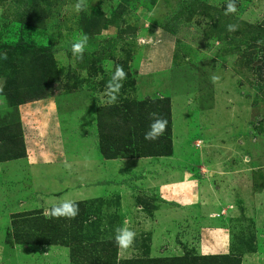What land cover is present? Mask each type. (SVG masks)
Listing matches in <instances>:
<instances>
[{"label": "rangeland", "instance_id": "rangeland-1", "mask_svg": "<svg viewBox=\"0 0 264 264\" xmlns=\"http://www.w3.org/2000/svg\"><path fill=\"white\" fill-rule=\"evenodd\" d=\"M76 3L0 0V138L17 140L9 154L21 138L25 153L60 168L74 152L66 133L87 129L83 152L99 146L96 118L109 104L168 96L172 118L170 155L126 157L122 177L111 165L112 186L80 201L75 220L62 218L82 246H96L80 260L227 252L264 264V0H84L80 12ZM85 35L80 60L71 46ZM118 66L127 76L110 103ZM80 156L70 162L84 169ZM23 157L0 161V264H74L38 215L19 216L50 207L40 199L24 210L33 191ZM125 223L136 238L120 249L115 229Z\"/></svg>", "mask_w": 264, "mask_h": 264}, {"label": "trees", "instance_id": "trees-1", "mask_svg": "<svg viewBox=\"0 0 264 264\" xmlns=\"http://www.w3.org/2000/svg\"><path fill=\"white\" fill-rule=\"evenodd\" d=\"M29 97L25 96L23 101H28L30 99ZM153 113L156 115L153 116ZM157 118H162L167 121L163 134L156 139H145V133L150 130V125ZM171 121L170 98L168 96L155 98L147 97L141 100L127 101L121 104L114 103L103 106L100 109V112H98L96 118L99 150L105 158L170 155L172 153ZM18 135H21L20 131ZM15 141L17 140L14 138H0V161L22 157L23 155L25 156V148L21 138L19 139L20 142L22 141V148L20 152H14L12 150L11 154H9L10 151L7 147L14 144ZM76 203L79 208H82L80 202ZM33 215H38L36 216L38 217L36 218L37 224H44L45 226H43V229L39 230L50 237L51 242L66 246L68 245L70 247V255L74 264H86V262H82L80 260L81 255L83 253H87L88 249H91L90 247H93L96 250V246H82V243H79V238L75 231H70L72 228L67 229L63 227L61 224V220H63L62 218L48 219L35 212H24V214H20L19 216L30 218ZM29 220L25 221L28 222ZM68 231H70L69 236L67 234ZM61 232L62 234H65L63 238L69 237V239L63 240L60 235ZM59 239L62 240L60 241ZM43 240L44 241L42 242L48 241L45 239ZM29 241L28 237L27 239L24 237V240L21 242L26 243ZM109 243L110 240L106 243L103 242V247L101 248L105 250V253H107L106 248H104L106 247L105 244ZM77 244L81 245L79 249L76 248L79 247ZM240 259V256L230 253L194 255L183 254L168 257L125 259L120 264H240ZM85 261L88 263V259H85ZM105 264L112 263L107 261Z\"/></svg>", "mask_w": 264, "mask_h": 264}, {"label": "crops", "instance_id": "crops-1", "mask_svg": "<svg viewBox=\"0 0 264 264\" xmlns=\"http://www.w3.org/2000/svg\"><path fill=\"white\" fill-rule=\"evenodd\" d=\"M83 119L84 117L82 120ZM83 122L84 121H82V123ZM86 130L82 131L83 133H80L79 131H70V133H66V135H68L66 136L67 141L69 145L71 144L72 151L74 152H64V159L61 161L60 168L53 163V160L45 158V154H43V157H40L42 154L39 152L32 154L26 150L25 156L21 159L24 161L25 166L24 172L21 174L24 177V186H26L24 189L26 188L30 193L31 191L33 192L29 194L30 198H27L23 202L24 210L28 209V207H32L28 206L30 205V202L36 203L40 199L47 203L44 204L43 208L51 206L52 203L58 202L61 198L71 199L75 202L85 201L87 199L95 198L97 195H100L99 193L106 191V189L112 186L110 185L112 184L110 181L114 176V171L113 168L110 169L111 165L116 167L115 169L116 172L118 171V174L123 171L120 169L130 158H105L100 152L99 146H96V143H94V146H89L88 150L85 149L83 152L82 147L85 146V141H87V134H84ZM55 132L57 133V131L54 130V136ZM61 136L62 135L59 134V137ZM56 138H58L57 135L54 139ZM78 139H80L82 145L78 142ZM80 145V149L77 148ZM80 155L84 156L87 162L84 169L76 168L74 162H70L82 158ZM129 163L131 162H128L127 164ZM118 175L119 177H122L121 174ZM25 182H27V184ZM28 183L33 186H29ZM170 189L172 192H169V195L174 193L179 194L182 191L177 188L172 189L170 187ZM243 255V257L248 258L247 254ZM242 263L244 264L245 261Z\"/></svg>", "mask_w": 264, "mask_h": 264}, {"label": "clouds", "instance_id": "clouds-1", "mask_svg": "<svg viewBox=\"0 0 264 264\" xmlns=\"http://www.w3.org/2000/svg\"><path fill=\"white\" fill-rule=\"evenodd\" d=\"M75 10L77 12H80L84 10V0H77V3L75 4ZM229 10L234 11L235 7L233 4L229 5ZM229 30H233V26H229ZM88 42L87 35L83 36L81 39L74 42L71 46V50L73 53V56L83 60V54L86 48ZM3 58H7L6 53L4 54ZM127 76V73L124 72L122 67H117L114 75L109 80L108 84L106 85V92L110 97V103H114L117 99L116 93L119 92L120 87L122 86L120 81L125 79ZM213 81H215L217 78L214 76L212 77ZM153 116L156 114L153 113ZM167 121L162 118H157L153 121V123L150 125V130L145 133V139L152 140L158 138L160 135L163 134L165 127H166ZM79 214V206L78 204L71 200V199H65L61 198L58 202H54L51 204L49 208L45 209L44 215L48 219H59V218H65V219H75L76 216ZM136 238V233L134 230L129 228L127 224L125 223L124 226H118L115 229V236H114V242L115 245L120 249H127L131 247Z\"/></svg>", "mask_w": 264, "mask_h": 264}]
</instances>
